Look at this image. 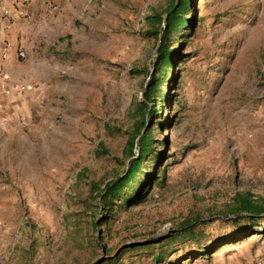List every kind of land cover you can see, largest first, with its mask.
I'll return each instance as SVG.
<instances>
[{
  "label": "rangeland",
  "instance_id": "1",
  "mask_svg": "<svg viewBox=\"0 0 264 264\" xmlns=\"http://www.w3.org/2000/svg\"><path fill=\"white\" fill-rule=\"evenodd\" d=\"M165 1H82L44 122L0 136V264H264L263 220L233 240L225 209L236 191L264 198V0L190 1L191 27L170 37L179 59L158 85L157 177L110 211L97 199L123 166L152 69L145 16ZM186 219L195 239H167Z\"/></svg>",
  "mask_w": 264,
  "mask_h": 264
},
{
  "label": "trees",
  "instance_id": "2",
  "mask_svg": "<svg viewBox=\"0 0 264 264\" xmlns=\"http://www.w3.org/2000/svg\"><path fill=\"white\" fill-rule=\"evenodd\" d=\"M190 1L166 0L161 9H152V12L145 16L149 26L144 34L156 39L155 56L151 61L152 69L147 71L148 79L142 90L141 99L132 105L133 121L121 151L125 159L122 163L123 166L120 172L114 168L110 180L97 190L99 204L109 211L116 200L130 203L139 199L142 194L141 190L157 177L156 170L160 157L158 156L159 150L155 149L154 143H159L160 140L154 139L151 127L157 125L158 130L160 129L162 125V120L159 118L161 117L160 112L163 109V103H166V97L164 94H160L158 85L168 81L174 62L179 59V48L173 45L174 41L170 37L179 29L191 27V17L188 15ZM148 120L151 121L150 125L145 126ZM101 151L106 153L105 149ZM114 159L118 162L121 161L117 157ZM152 159L154 165L150 170L143 171L141 165ZM140 173H142V179H138ZM92 186L96 187L94 184ZM225 209L226 215H231L227 222L232 225L231 237L233 240L244 238L247 231L246 225L253 226L261 220L263 223L260 227L264 231L263 197L254 196L246 190L236 191ZM194 237L193 225L186 219L179 224L177 229L173 230V233L169 234L167 239H195ZM226 238L227 236L224 239ZM215 241H219V239L213 240L211 243H215ZM227 242L224 241V243Z\"/></svg>",
  "mask_w": 264,
  "mask_h": 264
},
{
  "label": "crops",
  "instance_id": "3",
  "mask_svg": "<svg viewBox=\"0 0 264 264\" xmlns=\"http://www.w3.org/2000/svg\"><path fill=\"white\" fill-rule=\"evenodd\" d=\"M83 0H0V136L44 122L50 69ZM95 6V3L93 4ZM93 11L95 10L92 9ZM62 38V39H61ZM22 53V54H20ZM44 126L46 124L44 123Z\"/></svg>",
  "mask_w": 264,
  "mask_h": 264
},
{
  "label": "built area",
  "instance_id": "4",
  "mask_svg": "<svg viewBox=\"0 0 264 264\" xmlns=\"http://www.w3.org/2000/svg\"><path fill=\"white\" fill-rule=\"evenodd\" d=\"M20 54H22V53H20Z\"/></svg>",
  "mask_w": 264,
  "mask_h": 264
}]
</instances>
